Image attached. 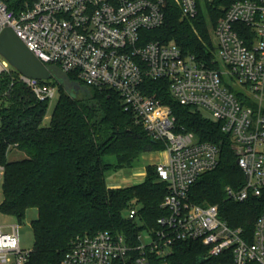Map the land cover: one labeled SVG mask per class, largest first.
I'll list each match as a JSON object with an SVG mask.
<instances>
[{
    "label": "built area",
    "instance_id": "obj_1",
    "mask_svg": "<svg viewBox=\"0 0 264 264\" xmlns=\"http://www.w3.org/2000/svg\"><path fill=\"white\" fill-rule=\"evenodd\" d=\"M0 0V34L10 28L44 64L57 65L78 82L99 91L118 93L125 112L132 113L153 141L166 145L165 161L157 163L158 182L167 187L165 214L150 231L151 242L131 247L123 235L99 231L72 241L61 264H114L136 252L133 264H168L179 242L207 248L198 264H264V213L254 225L252 241L243 228L220 218L218 206L190 201L201 175L215 170L221 158L217 144L202 142L180 128L170 106L149 95L146 82L166 81L172 97L183 106L208 113L231 135L237 163L246 183L226 187L229 200L244 202L264 191V113L244 105L227 87L222 72L175 43L149 40L161 28L169 3L182 19L192 21L216 0H36L19 14ZM239 26L252 30V47ZM216 62L243 88L246 96L264 102V0H235L214 27ZM10 85L22 83L40 100L56 97L58 87L26 77L0 56V76ZM8 92L1 95H7ZM0 97V105H1ZM0 176L2 168H0ZM137 209L128 215L134 219ZM11 232L0 226V264H26L31 251L20 246V225Z\"/></svg>",
    "mask_w": 264,
    "mask_h": 264
},
{
    "label": "trees",
    "instance_id": "obj_2",
    "mask_svg": "<svg viewBox=\"0 0 264 264\" xmlns=\"http://www.w3.org/2000/svg\"><path fill=\"white\" fill-rule=\"evenodd\" d=\"M36 0H7L9 10L19 14ZM235 0H216L208 5L212 25L224 17ZM252 47V30L238 27ZM149 40L174 41L184 53L195 55L213 67L217 62L204 14L188 21L180 9L169 3L164 25L146 33ZM214 68V67H213ZM73 81L78 79L69 73ZM58 87L59 98L48 126L44 120L50 101L38 99L22 83L10 85L9 77L0 76V167L2 195L0 211L20 223L26 212L35 208L38 217L32 222L34 247L26 264H61L72 241L79 235L108 231L123 235L131 247L139 245V230L158 228V219L167 194L164 183L158 182L155 165L146 167L145 180L136 185L109 187L106 174L110 170L133 168L145 154L159 153L166 145L153 141L137 124L132 113L125 112L121 96L111 90L90 87L88 94L68 95L55 80L42 81ZM149 95L171 107L180 128L195 134L202 142L217 144L221 149L218 167L201 175L192 187L190 201L200 206H218L220 218L232 228H243L252 241L254 225L264 213V191L251 195L244 202L229 200L226 187L239 190L246 183L237 163L231 135L222 124L205 117L197 109L177 102L166 81H147ZM244 104L258 109L247 96ZM23 152L26 158L10 161V153ZM137 209L134 219L128 217ZM128 213V215L126 214ZM138 221L143 226L139 227ZM207 248L199 242H179L168 264H198ZM136 252L114 264H133Z\"/></svg>",
    "mask_w": 264,
    "mask_h": 264
},
{
    "label": "rangeland",
    "instance_id": "obj_3",
    "mask_svg": "<svg viewBox=\"0 0 264 264\" xmlns=\"http://www.w3.org/2000/svg\"><path fill=\"white\" fill-rule=\"evenodd\" d=\"M205 8H207V7H204V9ZM203 14H204L206 21L208 23V32L210 34L211 42H212L213 46L215 47L214 25H212V23L210 21L208 8L204 10ZM171 42H174V41H171ZM214 55H215V59H216V50L214 52ZM213 67L222 72L224 82L227 85H229L235 93L241 94V95H239L240 99L246 101L245 91L228 74L227 70L222 65H220L219 63H217L216 65H213ZM58 98H59V90L57 91V94H56V97L54 98V100L50 103V107H49V110L47 113V117L43 123L44 126L49 125L50 118H51L53 110L57 104ZM204 115H205V117L210 118V115L208 113H205ZM24 158H26V155L20 151L13 150L9 155L10 161L22 160ZM164 161H165V155L161 152L145 154V155L141 156L138 161H136L133 168H135V167L145 168L148 165H152L154 163L157 164V163H161ZM133 168H125V169L108 171L106 174L107 183L111 184V182H116V184H120L122 187L133 185L135 182H138V181H135L133 179L135 177V174L133 173L134 170L132 171ZM2 199H3L2 178L0 176V202L2 201ZM126 214L128 215V213H126ZM37 217H38L37 210L35 208L29 209L26 212L24 220L20 223L16 218H14L12 216L5 215L0 211V226H2L4 228L5 232H11L10 225H14V224L20 225V230H19L20 246L25 251H32L33 247H34V236H33V230H32V222L34 220H36ZM137 223H138L139 227L142 228V226H143L142 222L138 221ZM139 235L142 236V240H143L145 245L149 244L151 242L150 231L147 229V227L143 226V228L139 230Z\"/></svg>",
    "mask_w": 264,
    "mask_h": 264
},
{
    "label": "water",
    "instance_id": "obj_4",
    "mask_svg": "<svg viewBox=\"0 0 264 264\" xmlns=\"http://www.w3.org/2000/svg\"><path fill=\"white\" fill-rule=\"evenodd\" d=\"M0 56L18 72L38 81L55 80L64 91L73 97L88 94L89 89L73 81L68 73L57 65H46L31 52L10 28H5L0 34Z\"/></svg>",
    "mask_w": 264,
    "mask_h": 264
},
{
    "label": "crops",
    "instance_id": "obj_5",
    "mask_svg": "<svg viewBox=\"0 0 264 264\" xmlns=\"http://www.w3.org/2000/svg\"><path fill=\"white\" fill-rule=\"evenodd\" d=\"M258 107L262 110V112L264 113V102L260 105H258ZM158 153V152H157ZM152 165H156L155 163L152 164ZM149 166V165H148ZM147 167V166H146ZM146 167L145 168H133L132 171L133 173L135 174V177L133 178L135 181H138V182H135L133 185H136V184H140L142 183L144 180H145V177H146ZM141 176V177H140ZM140 178V179H139ZM108 184V183H107ZM109 187H113V188H119V187H122L120 184H116V182H111V184H108ZM1 203V202H0Z\"/></svg>",
    "mask_w": 264,
    "mask_h": 264
}]
</instances>
